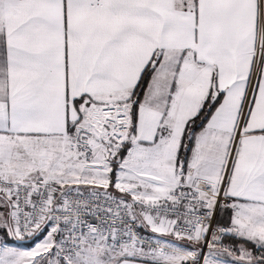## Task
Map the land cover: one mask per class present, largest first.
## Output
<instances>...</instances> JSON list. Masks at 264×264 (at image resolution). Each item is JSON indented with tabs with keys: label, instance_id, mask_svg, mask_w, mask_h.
<instances>
[{
	"label": "snow or ice",
	"instance_id": "6c2138e0",
	"mask_svg": "<svg viewBox=\"0 0 264 264\" xmlns=\"http://www.w3.org/2000/svg\"><path fill=\"white\" fill-rule=\"evenodd\" d=\"M0 264H264V0H0Z\"/></svg>",
	"mask_w": 264,
	"mask_h": 264
}]
</instances>
